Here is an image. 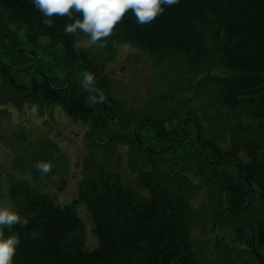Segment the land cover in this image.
<instances>
[{
  "label": "trees",
  "instance_id": "1",
  "mask_svg": "<svg viewBox=\"0 0 264 264\" xmlns=\"http://www.w3.org/2000/svg\"><path fill=\"white\" fill-rule=\"evenodd\" d=\"M70 22L44 17L30 0H0V59L19 58L22 29L30 45L47 37L61 46L65 60L87 69L76 44L88 37L66 35ZM106 40L130 44L156 63L184 60L194 75H201L195 89L208 92L210 109L206 104L180 113L169 109L165 117L142 125L151 134L129 123L124 124L128 131L110 132L107 96L93 103L97 93L80 80L58 88L37 70L0 63V89L6 91L0 104L7 103L6 95L18 105H60L72 120L96 129V135L106 132L101 149L110 152L117 141H127L129 165L138 171L133 184L112 171L81 183L79 200L91 213L98 240L92 251L85 249L83 222L73 203L61 205L39 190L13 186L14 204L29 221L14 228L21 239L14 264H201L202 251L191 233L196 214L191 199L201 192L223 215L226 229L233 228V221L243 229H234L229 240L216 235L223 244L215 254L218 261L246 251L243 246L253 235L264 241V0H179L142 26L129 12ZM100 82L95 79L94 87L105 92ZM188 124L195 131H187Z\"/></svg>",
  "mask_w": 264,
  "mask_h": 264
},
{
  "label": "rangeland",
  "instance_id": "2",
  "mask_svg": "<svg viewBox=\"0 0 264 264\" xmlns=\"http://www.w3.org/2000/svg\"><path fill=\"white\" fill-rule=\"evenodd\" d=\"M18 38L23 49L18 52L19 58L7 61L4 56L0 59L1 65L11 62L12 67L37 70L58 88L68 87L73 80L83 84V75L89 71L65 60L60 45H51L47 37H41L32 46L22 29ZM87 40L82 39L76 47L83 53L82 61L90 64L101 83H106L110 97L101 92L108 97L109 116H106L110 132L128 131V126L124 125L128 121L138 132L151 134L149 126L142 128V125L150 123L149 119L156 121L165 117L169 109L178 112L203 108L204 104L210 109L212 98L208 92L195 89L201 75H194L184 60L156 63L130 44L105 40L87 46ZM2 81L0 75V87ZM5 92L4 87L0 89V100ZM5 97L7 103L0 104V201L15 206L10 190L17 185L39 190L61 205L73 203L83 222L85 249L94 250L98 246L94 223L87 205L79 200V187L83 181L96 178L100 171L119 173L125 183L136 182L138 171L129 165L131 146L127 141H117L108 152L106 147H98L108 138L105 131L96 135V129L91 132L88 123L72 120L60 105L48 101L42 106L29 101L18 105L10 96ZM185 112L190 115L189 110ZM208 115L209 110L206 117L211 119ZM186 130L195 131V128L188 124ZM178 132L183 136L182 131ZM160 148L155 147L158 153L162 151ZM37 162H50L51 171L42 174L35 167ZM191 205L196 213L191 222L192 239L202 251L201 264H264L251 250L252 238L245 242L246 251L234 252V256L224 262L218 261L216 255L223 244L215 241L217 233L229 240L235 236L231 233L235 231L231 224L227 230L222 228L223 215L212 209L203 192L191 199ZM216 245L219 248L215 251ZM263 247H258L257 251Z\"/></svg>",
  "mask_w": 264,
  "mask_h": 264
},
{
  "label": "clouds",
  "instance_id": "3",
  "mask_svg": "<svg viewBox=\"0 0 264 264\" xmlns=\"http://www.w3.org/2000/svg\"><path fill=\"white\" fill-rule=\"evenodd\" d=\"M33 8L46 18L67 17L71 22L64 26L66 35L84 34L87 46L98 45L112 35L114 28L131 12L137 25H146L165 12L179 0H30ZM94 74L85 72L83 87L95 92L92 102H102L105 97L95 87ZM35 167L42 173L51 171L50 162H37ZM11 203L0 201V264H14L21 239L15 226H27Z\"/></svg>",
  "mask_w": 264,
  "mask_h": 264
},
{
  "label": "flooded vegetation",
  "instance_id": "4",
  "mask_svg": "<svg viewBox=\"0 0 264 264\" xmlns=\"http://www.w3.org/2000/svg\"><path fill=\"white\" fill-rule=\"evenodd\" d=\"M261 245H263L264 246V243L262 242V243H260ZM252 245H253V250L255 251V252H257V244H256V242L254 241V242H252ZM264 255V248H263V250H261V253H260V258L261 259H263V256Z\"/></svg>",
  "mask_w": 264,
  "mask_h": 264
}]
</instances>
